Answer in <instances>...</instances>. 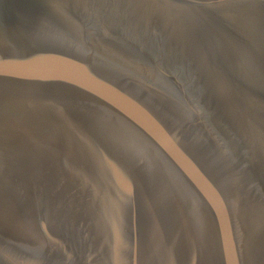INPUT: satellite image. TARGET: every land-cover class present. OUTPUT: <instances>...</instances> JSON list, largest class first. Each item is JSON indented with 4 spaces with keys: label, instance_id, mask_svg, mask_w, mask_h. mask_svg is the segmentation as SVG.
Segmentation results:
<instances>
[{
    "label": "water",
    "instance_id": "95a60500",
    "mask_svg": "<svg viewBox=\"0 0 264 264\" xmlns=\"http://www.w3.org/2000/svg\"><path fill=\"white\" fill-rule=\"evenodd\" d=\"M0 264H264V0H0Z\"/></svg>",
    "mask_w": 264,
    "mask_h": 264
}]
</instances>
